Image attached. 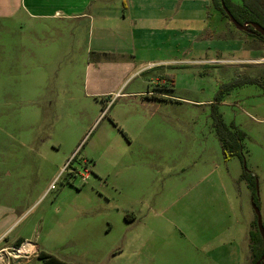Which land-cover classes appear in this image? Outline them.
<instances>
[{
    "label": "rangeland",
    "instance_id": "rangeland-1",
    "mask_svg": "<svg viewBox=\"0 0 264 264\" xmlns=\"http://www.w3.org/2000/svg\"><path fill=\"white\" fill-rule=\"evenodd\" d=\"M15 4L0 0L3 244L72 264H245L254 204L264 225V92L238 84L264 80V43L205 0L158 40L141 28L118 44ZM110 46L124 52L97 51Z\"/></svg>",
    "mask_w": 264,
    "mask_h": 264
},
{
    "label": "crops",
    "instance_id": "crops-1",
    "mask_svg": "<svg viewBox=\"0 0 264 264\" xmlns=\"http://www.w3.org/2000/svg\"><path fill=\"white\" fill-rule=\"evenodd\" d=\"M205 1L209 3L211 0ZM118 2L119 0H14L15 6L18 4L20 9L24 7L30 16L36 18L52 17L53 19H65L68 23L75 20L82 21L79 25L89 24L91 29L98 32V39L105 37L104 31H114L115 35L117 34L115 38L117 44L119 40L126 39L121 36H124L127 31H130V35L135 39L136 33L141 34V28L143 36L144 31L148 30L147 38L158 40L161 38L159 32L166 30L168 22L176 26L182 21L180 16L184 9L183 3L187 0H120L122 10ZM97 51L101 54H109L122 53L124 49L110 46L97 48ZM258 52L261 56V51L258 50ZM260 56L253 57V59H260ZM3 214L0 213V217ZM3 223L4 220L0 219V251L15 247V242L19 239L28 243L23 237H15L13 242L7 241L3 244L5 239L3 240L2 237L8 230L5 226L2 227ZM32 246L35 245L32 244ZM250 259L252 260L251 249L248 250L245 264H248Z\"/></svg>",
    "mask_w": 264,
    "mask_h": 264
},
{
    "label": "trees",
    "instance_id": "trees-1",
    "mask_svg": "<svg viewBox=\"0 0 264 264\" xmlns=\"http://www.w3.org/2000/svg\"><path fill=\"white\" fill-rule=\"evenodd\" d=\"M211 4L216 11L220 12L222 18L228 21L230 20L223 9V4L240 24L256 23L264 28V0H211ZM248 28L249 31L242 32L264 43V37L257 33L252 26ZM243 84L258 85L264 92V80L260 78L245 76L238 85ZM215 118L217 119L216 127L221 137L224 151L227 152L226 156L230 153L232 156H239L243 161L244 157L240 150V140L243 133L239 132V130L236 133H231V130L223 123L221 115L218 113ZM253 177V175L247 173V178L252 180ZM250 241L252 264H256L264 254V241L258 227L256 231H251ZM24 242L25 240L19 239L15 242V247L19 248ZM37 257L43 261V264H72L43 251H40Z\"/></svg>",
    "mask_w": 264,
    "mask_h": 264
},
{
    "label": "water",
    "instance_id": "water-1",
    "mask_svg": "<svg viewBox=\"0 0 264 264\" xmlns=\"http://www.w3.org/2000/svg\"><path fill=\"white\" fill-rule=\"evenodd\" d=\"M223 9L226 13V15L229 17L230 22L234 25V27L239 30V31H249V26H252L254 28V30L259 33L262 37H264V28L262 26H260L259 24L253 23V24H240L234 17L233 15L230 13V11L225 7V5L223 4ZM254 210H255V214L257 217V227L258 230L263 238L264 241V225L262 222V218H261V214L260 211L258 209V207L254 204ZM256 264H264V254L263 256L257 261Z\"/></svg>",
    "mask_w": 264,
    "mask_h": 264
},
{
    "label": "built area",
    "instance_id": "built-area-1",
    "mask_svg": "<svg viewBox=\"0 0 264 264\" xmlns=\"http://www.w3.org/2000/svg\"><path fill=\"white\" fill-rule=\"evenodd\" d=\"M28 244L30 246V250L21 252L22 247H24V245ZM34 247L32 246V244L28 243H23L19 248L13 247V248H8V249H2L0 251V264H2L4 261L7 260V263H3V264H13L14 262H16L17 259H21L22 257L25 258H29L28 255L32 254H37V249L32 250ZM33 252H32V251Z\"/></svg>",
    "mask_w": 264,
    "mask_h": 264
},
{
    "label": "bare ground",
    "instance_id": "bare-ground-1",
    "mask_svg": "<svg viewBox=\"0 0 264 264\" xmlns=\"http://www.w3.org/2000/svg\"><path fill=\"white\" fill-rule=\"evenodd\" d=\"M34 249H36V248H34ZM27 250H30V246L28 244H26V245H24V247H22L21 252H24Z\"/></svg>",
    "mask_w": 264,
    "mask_h": 264
}]
</instances>
